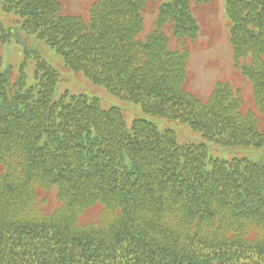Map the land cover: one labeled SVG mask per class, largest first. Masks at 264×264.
<instances>
[{"label":"trees","instance_id":"1","mask_svg":"<svg viewBox=\"0 0 264 264\" xmlns=\"http://www.w3.org/2000/svg\"><path fill=\"white\" fill-rule=\"evenodd\" d=\"M211 1L94 0L77 16L62 13L63 0H0L68 68L145 112L224 146H264V0H226L256 112L226 83L207 102L189 94L190 51L169 47V31L197 38L192 4ZM150 4L157 17L142 37ZM57 82L46 60L34 84L25 63L14 74L0 60V264H264V162L210 159L205 145H181L144 119L128 130L98 99L53 101ZM96 204L99 216L82 222Z\"/></svg>","mask_w":264,"mask_h":264},{"label":"rangeland","instance_id":"2","mask_svg":"<svg viewBox=\"0 0 264 264\" xmlns=\"http://www.w3.org/2000/svg\"><path fill=\"white\" fill-rule=\"evenodd\" d=\"M94 0H63L65 14H85ZM152 5H150L151 7ZM157 6V5H156ZM154 6L153 8H156ZM198 19L202 34L196 42L190 44L191 73L188 90L205 101L218 81H229L235 87H241L245 94L246 105L252 104V84L233 64L231 44L229 42V19L225 12V0L201 6L194 13ZM144 36L150 31L156 14L148 9L144 14ZM22 18L12 11H5L0 3V60L3 67L17 68L27 62L28 82H35V64L43 59L58 70L60 81L54 91L53 100L65 91L75 94H86L90 98H98L103 107H119L124 112L125 123L131 129L134 120L147 119L156 124L160 130L172 129L176 132L179 144L206 143L210 158L232 160L235 158L262 160L264 146H223L214 140H208L203 132L195 131L189 123L166 117L151 115L142 109V104L122 95L110 92L104 84L92 82L83 72L66 67L63 55L58 53L45 39L35 33H26L21 27ZM175 45V41H173ZM142 103L145 97H142ZM101 204L89 208L82 217V222L93 221L101 212Z\"/></svg>","mask_w":264,"mask_h":264}]
</instances>
